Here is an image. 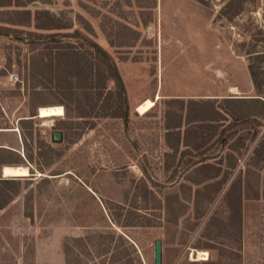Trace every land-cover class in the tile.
Listing matches in <instances>:
<instances>
[{
    "label": "rangeland",
    "instance_id": "1",
    "mask_svg": "<svg viewBox=\"0 0 264 264\" xmlns=\"http://www.w3.org/2000/svg\"><path fill=\"white\" fill-rule=\"evenodd\" d=\"M26 8L50 11L69 26L62 33L77 30L106 52L128 120L98 118L89 128L72 109L65 115L32 72L42 52L27 34L32 24L14 25L17 8L0 7V178L3 165L32 171L8 177L21 181L0 209V264H153L155 240L162 264H264V0H36ZM245 65L260 73L261 93L249 96L263 101L243 99ZM180 96L202 105L216 130L205 141L180 140L174 152L164 126L185 114L168 104ZM144 100L155 104L139 114ZM52 105L63 115L38 117ZM56 131L60 142L51 140ZM24 152L31 163H11ZM207 162L220 164L218 177L205 178Z\"/></svg>",
    "mask_w": 264,
    "mask_h": 264
},
{
    "label": "trees",
    "instance_id": "2",
    "mask_svg": "<svg viewBox=\"0 0 264 264\" xmlns=\"http://www.w3.org/2000/svg\"><path fill=\"white\" fill-rule=\"evenodd\" d=\"M33 1L36 0H0V7L17 8L14 13L19 19L15 21L14 25L29 26L32 24L34 30L28 31L27 34L31 42L38 39L35 42H40L42 46L39 63H31L32 72L38 79L39 85L48 86L57 94L59 104L65 109V115L69 116L72 109L74 117L87 121L85 123L89 128L94 126L93 121L98 118H115L127 122L128 102L124 84L115 64L106 52L77 30L72 34L62 33L69 26L63 24L61 19L50 11L40 9L31 12L26 7ZM69 38H73V40ZM259 55L264 60V54L260 53ZM249 72L254 88L260 95V84L255 80L260 73L252 72L251 68H249ZM108 81L113 82L114 88H108ZM249 100L263 101L258 98ZM169 103H176L179 108L185 110V114L177 115L174 123L167 122L164 126L166 130L165 142L174 152L177 151L180 140L186 142V139L191 136L196 141H205V132L208 131L207 134L211 135V129L216 130V127L210 124L216 120L204 110L202 105L200 108H194L193 102L187 101L185 105V102L180 99H169ZM71 105H73L72 108ZM33 116L35 113L31 112L29 118ZM201 145L193 144V148L196 150ZM259 148L263 154L264 133ZM23 159L24 161L18 158L11 163L24 164L26 161L31 163L32 155L24 152ZM5 163L0 161V164ZM230 165L233 167V164ZM200 168L206 179L216 178L221 173L220 164L215 166L207 162L201 164ZM28 170L31 174L32 171L29 167ZM19 181L21 178H0V184H2L0 187V209L17 194ZM11 186H16V189H12Z\"/></svg>",
    "mask_w": 264,
    "mask_h": 264
},
{
    "label": "bare ground",
    "instance_id": "3",
    "mask_svg": "<svg viewBox=\"0 0 264 264\" xmlns=\"http://www.w3.org/2000/svg\"><path fill=\"white\" fill-rule=\"evenodd\" d=\"M154 101L152 100H144L136 106V111L139 114H144L149 111L154 106ZM64 110L60 105H52V106H43L38 109V117L39 118H49L55 116L63 115ZM29 174L28 168L25 166H8L4 165L1 167V175L2 177H21L27 176ZM197 260H205L207 259V253L202 251H197Z\"/></svg>",
    "mask_w": 264,
    "mask_h": 264
},
{
    "label": "water",
    "instance_id": "4",
    "mask_svg": "<svg viewBox=\"0 0 264 264\" xmlns=\"http://www.w3.org/2000/svg\"><path fill=\"white\" fill-rule=\"evenodd\" d=\"M51 140L53 142H60L62 140V133L59 131L53 132ZM153 264H162V242L160 240L153 242Z\"/></svg>",
    "mask_w": 264,
    "mask_h": 264
},
{
    "label": "crops",
    "instance_id": "5",
    "mask_svg": "<svg viewBox=\"0 0 264 264\" xmlns=\"http://www.w3.org/2000/svg\"><path fill=\"white\" fill-rule=\"evenodd\" d=\"M251 93H254V85H253V82H252V79H251V76H250L249 69L245 65V98H243V99L249 100V99H252V98H258L256 96H249ZM183 97L184 96H180V97H178L176 99H184L185 97L184 98ZM188 97H191V96H188ZM214 97L217 98L219 96H217V95L210 96V98H214ZM171 99H173V98H171ZM258 99L261 100V98H258Z\"/></svg>",
    "mask_w": 264,
    "mask_h": 264
},
{
    "label": "built area",
    "instance_id": "6",
    "mask_svg": "<svg viewBox=\"0 0 264 264\" xmlns=\"http://www.w3.org/2000/svg\"><path fill=\"white\" fill-rule=\"evenodd\" d=\"M0 67H2V66L0 65ZM10 77H12V76H10Z\"/></svg>",
    "mask_w": 264,
    "mask_h": 264
}]
</instances>
